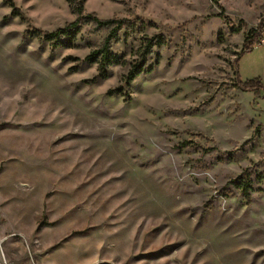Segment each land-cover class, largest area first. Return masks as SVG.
Instances as JSON below:
<instances>
[{"label":"rangeland","instance_id":"rangeland-1","mask_svg":"<svg viewBox=\"0 0 264 264\" xmlns=\"http://www.w3.org/2000/svg\"><path fill=\"white\" fill-rule=\"evenodd\" d=\"M78 5L140 29L106 77L85 60L104 31L32 34ZM260 23L264 0H0V261L264 264V39L236 63ZM156 34L152 70L109 94Z\"/></svg>","mask_w":264,"mask_h":264},{"label":"trees","instance_id":"trees-1","mask_svg":"<svg viewBox=\"0 0 264 264\" xmlns=\"http://www.w3.org/2000/svg\"><path fill=\"white\" fill-rule=\"evenodd\" d=\"M83 7L82 5H78L74 8V12L77 14V19L68 25L58 28L52 32H43L41 30H34L33 35L38 38L49 41V43L57 48V47H72L75 46V41L77 39L78 33L81 28V23L89 24L90 31L92 33H98L101 31L105 32L104 39L102 43L92 49L90 53L85 57L89 63L97 64V71L101 77H106L108 75V67L114 64H120L125 62V59L113 52V45L115 42L120 40L121 32L123 30L126 31L127 34H133L135 31L140 30L137 29L136 24L131 22L130 24H126V20L124 18H109L104 19L98 17L95 13H82ZM13 14H18L20 16H24L23 13L19 9H14ZM264 39V24H259L255 28H251L245 36L244 44L242 50L236 56V63H238L240 57L246 53L251 51L257 44H262V40ZM166 44L164 36L160 34H156L152 37H145L144 43L139 48L140 58L137 59L132 67L129 70V73L126 76L125 84H121L117 88L111 89L109 94L114 93H122L124 94V87L129 85L131 81H133L138 75L142 72L152 70V66L145 69V64L147 61V57L153 52L155 47H160ZM237 73V72H236ZM95 78L91 80H87L88 83H93ZM236 86L244 91L252 90L256 92H260V89L263 87V84L260 78L249 79L247 81H242L238 77L236 79ZM261 175H259L260 177ZM231 183L238 186L244 198L247 201H250L252 184L253 180L250 176H242L238 182ZM229 192L226 191L224 196H229Z\"/></svg>","mask_w":264,"mask_h":264},{"label":"bare ground","instance_id":"bare-ground-1","mask_svg":"<svg viewBox=\"0 0 264 264\" xmlns=\"http://www.w3.org/2000/svg\"><path fill=\"white\" fill-rule=\"evenodd\" d=\"M0 264H3V263L0 261Z\"/></svg>","mask_w":264,"mask_h":264},{"label":"crops","instance_id":"crops-1","mask_svg":"<svg viewBox=\"0 0 264 264\" xmlns=\"http://www.w3.org/2000/svg\"><path fill=\"white\" fill-rule=\"evenodd\" d=\"M0 260H2V259H1V256H0Z\"/></svg>","mask_w":264,"mask_h":264}]
</instances>
